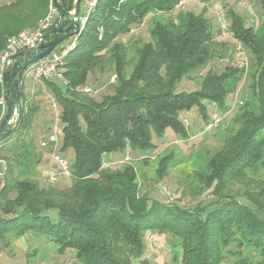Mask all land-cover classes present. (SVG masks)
<instances>
[{
	"label": "trees",
	"instance_id": "16d2710c",
	"mask_svg": "<svg viewBox=\"0 0 264 264\" xmlns=\"http://www.w3.org/2000/svg\"><path fill=\"white\" fill-rule=\"evenodd\" d=\"M179 1H98L76 48L66 55L68 83L64 89L59 87L60 81L45 80L62 109V150L72 149L75 154L71 184L41 186L37 179L17 175L9 165L0 189V252L13 236L35 232L54 242L61 254L72 250L81 264H135L147 249L146 233L154 231L171 233L178 239L182 264H225L229 259L226 253L234 255L228 264H264V219L253 209L262 208V203L254 195H249L250 206L235 195L222 194L229 180L250 178L264 166V32L247 26L245 17L236 10H229V29L255 59L250 88L257 105L252 107L248 101L238 114V129L231 131L234 136L208 165L206 176L213 192L228 202L210 212L199 205L165 202L141 191L132 165L117 169L104 162L106 153L156 148L154 137L162 138L168 128L186 137L181 112L197 107L207 117L209 104L223 107L231 87L235 88L246 73L243 67L233 65L220 73L210 69L197 89L177 90L183 79L204 69L216 53L212 46L215 32L206 8L200 13L181 12L178 23L173 18L155 21L152 40L137 49L135 60L128 58V46L119 36L129 33L132 25L141 24L149 13L173 12ZM259 1L264 10V0ZM65 2L70 10L73 0ZM49 4L50 0L0 4V54L7 37L36 26ZM52 37L51 28L41 43ZM108 62L117 75L112 93L102 100L82 97L81 88L90 74L104 71ZM22 80L21 73L19 99L24 109L14 132L30 121ZM12 96L18 99L14 87ZM3 116L0 106V121ZM166 168L165 161L161 172ZM260 194L264 195V188ZM232 244L237 248L233 250ZM256 255L259 257L254 259ZM0 264L5 263L0 259Z\"/></svg>",
	"mask_w": 264,
	"mask_h": 264
},
{
	"label": "rangeland",
	"instance_id": "374dc122",
	"mask_svg": "<svg viewBox=\"0 0 264 264\" xmlns=\"http://www.w3.org/2000/svg\"><path fill=\"white\" fill-rule=\"evenodd\" d=\"M9 1L12 0H2L1 3ZM204 8L215 32V41L212 46L215 47L216 53L204 69L192 73L191 78L183 79L178 84L177 90H195L199 87L201 78L210 69L220 73L228 65L243 67L246 70L243 79L235 88L234 85L231 87L232 91L227 95L223 107L215 103L209 104L207 117L197 107L181 112V117L187 126L186 137L168 128L162 138L154 137L156 148L142 152L130 148L114 152L113 155L116 157L109 163L105 161V165L117 169L132 165L137 171V182L142 192L165 202H177L188 207L199 205L206 212L228 202L227 198L223 199V195H235L237 200L246 205H250L249 195L257 196L263 207L258 209L255 206L253 209L264 219V195L260 194L264 188V166L257 175H252L250 178L229 180L222 190L223 195L213 192V187L206 176L210 173L208 165L211 159L217 152L224 149L228 139L234 136L231 131L238 129V114L244 111L248 101L252 107L257 105L250 88V72L254 69L255 59L248 49L231 34L229 10L234 9L242 14L247 26H254L262 33L264 32V10L261 2L259 0H247L246 3L241 0H184V3L180 6L176 5L171 13L161 11L149 13L141 24L132 25L129 33L120 35L118 39L128 46V58L135 60L137 49L145 41L152 40L150 31L155 21L168 22L170 18H173L178 23V15L181 12L200 13ZM89 29L90 26L87 27V30ZM13 34L7 37L6 45L8 38ZM71 39L62 42L56 49L59 52H65L71 44ZM108 56L107 53V58ZM111 67V63L108 62L104 71L95 70L82 86V88L91 86L99 90L98 93L89 94L81 91V96L89 98L94 96L96 100H102L105 95L112 93L116 82L111 83L110 80L116 73ZM45 80H34L31 76L23 77L25 90L28 91L23 100L26 113L30 114V121L20 131L11 134L0 146V155L7 163L6 176L10 165L17 175L26 174L30 178L37 179L41 186L50 184L47 173L48 168L55 165L53 153L60 154L70 164L75 156L72 149L62 150L63 123L61 120L59 129L56 131L59 136L57 146L50 141L45 146L41 144L42 141L50 140L53 134L55 111L52 104L53 101L58 103L52 88ZM58 85L61 89L65 87L63 82H59ZM1 86L0 83V93ZM32 108L35 110H31ZM59 110L62 111L60 104ZM214 115H217L220 121L216 126L208 128V123ZM165 161L167 168L161 172ZM70 178H64L54 185L60 187L70 185ZM44 237L35 232H27L20 237L13 236L9 244L0 252V259L5 264H81L72 250L61 254L56 250L54 242H48ZM177 243L178 239L171 233L148 231L146 233L147 249L142 259L136 260L135 264H182V250ZM230 247L233 250L237 248L235 244ZM226 255L229 259L226 258L225 264H228L234 255L228 253Z\"/></svg>",
	"mask_w": 264,
	"mask_h": 264
},
{
	"label": "built area",
	"instance_id": "2783aa9c",
	"mask_svg": "<svg viewBox=\"0 0 264 264\" xmlns=\"http://www.w3.org/2000/svg\"><path fill=\"white\" fill-rule=\"evenodd\" d=\"M60 2L61 0H57ZM99 0H82V12L80 13L79 21L81 28H86V24L89 22L91 16L96 10V6ZM241 2L246 3L247 0H241ZM184 3V0H181L177 5L180 6ZM59 17V9L55 4V0H50L49 9L47 13L42 17L36 26L28 29H23L16 34H13L8 38V43L3 50L0 56V83L3 86V72L5 69V62L8 57L16 54L21 50L27 49H35L36 46L41 44L44 41L46 33L53 27L54 23L57 21ZM84 28V30H85ZM83 30V31H84ZM100 38L102 37L103 28H99ZM79 40V35L72 37L71 44L68 48H66L65 52H59L57 49L50 53L47 57L40 59L39 61L28 65L23 70V77L31 76L34 80H43L49 79L54 81L63 82V84H67L68 81L65 78V63H66V55L74 50L77 46ZM117 80V75H114L110 82L115 83ZM82 91L92 94L98 93L99 90H95L91 86H85L81 88ZM0 106L3 109V115H5L7 110V102L2 96L0 97ZM52 107L55 111V123L53 128V134L50 136V140L42 141V145L45 146L47 142H53L55 146L58 144L59 136L56 131L59 129L60 125V110L59 104L53 101ZM220 119L217 115H214L210 122L208 123V128H212L219 123ZM62 135V132H61ZM54 158L55 165L48 168L47 180L49 183H56L63 178H68L71 176V164L67 162L66 158L61 156L58 153L52 154ZM7 163L5 159L0 157V189L2 188V184L5 180L6 176Z\"/></svg>",
	"mask_w": 264,
	"mask_h": 264
},
{
	"label": "water",
	"instance_id": "95a60500",
	"mask_svg": "<svg viewBox=\"0 0 264 264\" xmlns=\"http://www.w3.org/2000/svg\"><path fill=\"white\" fill-rule=\"evenodd\" d=\"M82 0H73L72 8H66L65 0L55 4L59 9V17L52 27L53 37L36 46L35 49L21 50L7 58L3 72V95L7 102V110L0 121V142L13 133L21 121L24 109L20 94L22 93L21 73L28 66L47 57L62 42L76 35H81L84 28L80 26ZM22 71V72H20ZM17 91V98L12 96V88Z\"/></svg>",
	"mask_w": 264,
	"mask_h": 264
},
{
	"label": "crops",
	"instance_id": "0c3cea01",
	"mask_svg": "<svg viewBox=\"0 0 264 264\" xmlns=\"http://www.w3.org/2000/svg\"><path fill=\"white\" fill-rule=\"evenodd\" d=\"M2 1V0H1ZM14 0H12V1H9V2H6V3H11V2H13ZM1 4V3H0ZM82 6H81V12H82ZM27 90H25V85H24V95L25 94H27ZM3 93V92H2ZM2 96V95H1ZM114 157H116V155H113V153H106L105 155H104V162L106 161V162H110Z\"/></svg>",
	"mask_w": 264,
	"mask_h": 264
}]
</instances>
